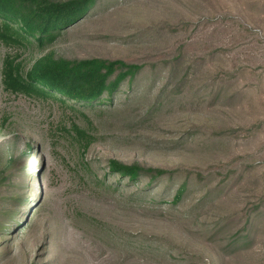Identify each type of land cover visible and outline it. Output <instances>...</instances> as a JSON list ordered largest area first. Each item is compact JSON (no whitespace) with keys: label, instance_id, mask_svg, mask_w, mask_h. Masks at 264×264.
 Segmentation results:
<instances>
[{"label":"rangeland","instance_id":"1","mask_svg":"<svg viewBox=\"0 0 264 264\" xmlns=\"http://www.w3.org/2000/svg\"><path fill=\"white\" fill-rule=\"evenodd\" d=\"M24 36L0 19V199L29 200L0 264H264V0H99L50 44ZM45 58L144 68L83 108L39 92Z\"/></svg>","mask_w":264,"mask_h":264},{"label":"trees","instance_id":"2","mask_svg":"<svg viewBox=\"0 0 264 264\" xmlns=\"http://www.w3.org/2000/svg\"><path fill=\"white\" fill-rule=\"evenodd\" d=\"M98 1L0 0V19L5 24L16 26L22 36L30 37L39 44H50L63 31L85 19L97 7ZM143 68L123 61L90 59L69 62L45 58L32 69L29 78L36 82L35 86L42 88L38 90L44 95L53 98L59 96L63 104L92 108L111 104L121 84L133 81ZM24 156L26 157V153L18 158L23 159ZM13 162H17V159ZM109 168L111 174L118 175L123 180L127 179L129 184L141 183L145 175L150 177L152 183L165 175L164 171L125 166L115 161ZM183 189L178 190L176 200L182 199ZM28 201H19L9 196L0 199V235L11 231L6 229L3 222L9 221L13 210L23 207ZM11 206L15 208L11 209ZM249 228L250 220L247 217L236 234L243 238L244 243L250 238Z\"/></svg>","mask_w":264,"mask_h":264}]
</instances>
